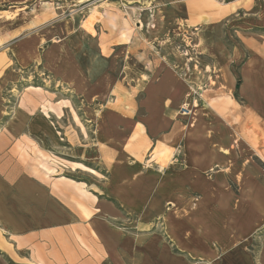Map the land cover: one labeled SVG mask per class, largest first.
Returning a JSON list of instances; mask_svg holds the SVG:
<instances>
[{"label":"crops","instance_id":"obj_1","mask_svg":"<svg viewBox=\"0 0 264 264\" xmlns=\"http://www.w3.org/2000/svg\"><path fill=\"white\" fill-rule=\"evenodd\" d=\"M36 1L0 0V264H264V35L203 89L156 48L162 0Z\"/></svg>","mask_w":264,"mask_h":264},{"label":"rangeland","instance_id":"obj_2","mask_svg":"<svg viewBox=\"0 0 264 264\" xmlns=\"http://www.w3.org/2000/svg\"><path fill=\"white\" fill-rule=\"evenodd\" d=\"M96 1L88 2L92 5L91 10L98 9L96 4H99V0ZM36 2L43 5L35 9L32 24L51 18L49 11L54 17L66 20L74 16L78 21L85 19L91 12L89 8L81 10L83 7L75 6L77 0ZM158 5L162 9L154 13V23L151 25L154 31L152 37H158L162 42L159 46L156 42V48L166 49L165 52L176 59V70L185 73L184 77L189 83L191 81L195 86L194 81H197V85L203 89H207V76L213 74L214 67L230 64L234 68L233 71L236 70V62H230V59L233 54H241L243 34L264 35V0H162ZM31 7L30 5L29 9ZM103 17L102 13L93 12L84 22V28L95 33L94 22L104 20ZM3 19L13 21L16 16L14 13L2 14L0 20ZM143 32L147 34L146 31ZM245 53L248 54V51ZM195 76L197 78H194ZM15 100V94L7 92L4 102L10 106ZM154 157L157 161L165 160V157H158L156 154Z\"/></svg>","mask_w":264,"mask_h":264},{"label":"built area","instance_id":"obj_3","mask_svg":"<svg viewBox=\"0 0 264 264\" xmlns=\"http://www.w3.org/2000/svg\"><path fill=\"white\" fill-rule=\"evenodd\" d=\"M181 112L185 115H188L191 113V110L189 109V106L188 104H184L182 107H181Z\"/></svg>","mask_w":264,"mask_h":264}]
</instances>
